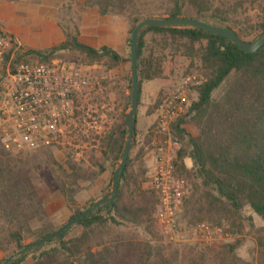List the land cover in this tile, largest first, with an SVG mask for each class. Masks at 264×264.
<instances>
[{"label":"trees","instance_id":"trees-1","mask_svg":"<svg viewBox=\"0 0 264 264\" xmlns=\"http://www.w3.org/2000/svg\"><path fill=\"white\" fill-rule=\"evenodd\" d=\"M216 1L172 0L164 14L159 16L145 8L148 7L146 0H84L77 4L82 12L94 8L102 16L127 18L130 23L127 48L130 52L133 29L140 21L150 18H194L230 28L243 39L230 24L226 1L220 0V4ZM247 1L264 3V0ZM187 5L196 11L198 18L185 14ZM256 28L259 35L254 40L264 32V16ZM148 33L159 36L158 44L163 50L171 47L189 58V71L197 68L196 73L203 79L201 85L192 89L193 97H196L187 114L172 125L173 136L182 143L175 160L176 172L185 176L190 184L184 204L185 215L183 219L180 215V220L193 224L209 221L217 226L229 224L233 236L242 235L246 223L255 227L253 217L246 216V208L264 221V45L254 53H246L231 40L202 29L185 25L146 26L138 42V107L142 82L161 78L164 73L162 63L165 56L163 53L156 56L153 50H147ZM68 50H78L89 64L104 63L107 67H114L122 61H131V54L125 59L108 46L95 48L84 44L80 24L74 26L73 32L65 31L62 43L31 53L40 62L50 63L59 53ZM21 59L22 56L16 57L12 69ZM195 60L199 62L198 66ZM128 80L132 89L131 66ZM222 85V93L216 96L215 92ZM129 100L131 102V95ZM128 109L103 140V159L114 160L118 165L128 137L125 125ZM136 123L137 112L134 140L126 167L120 173L116 198L102 204L59 236L29 249L8 264H24L29 258L34 264H239L235 249L242 243L241 239L213 254L197 252L194 246L182 250L168 246L161 241L158 229V236H153L158 196L156 192L141 187L147 172L142 160L144 153L141 152L134 161L132 159ZM186 159H190V167ZM136 161L138 167L132 168ZM30 163L7 150L0 135V253L12 251L0 264H5L25 248L29 238L40 240L58 229L46 222L42 198L31 178ZM69 168L72 183L77 184L85 171L72 163ZM103 171L104 166L100 165L91 176L97 177ZM83 210H76L72 217ZM35 221L41 227H34L32 223ZM74 227H80L79 232L68 236ZM120 227L141 228L152 236H121ZM256 235L259 236L257 261L264 264V227L256 228Z\"/></svg>","mask_w":264,"mask_h":264},{"label":"rangeland","instance_id":"rangeland-1","mask_svg":"<svg viewBox=\"0 0 264 264\" xmlns=\"http://www.w3.org/2000/svg\"><path fill=\"white\" fill-rule=\"evenodd\" d=\"M146 1L148 2V7L145 8L158 16L163 15L165 8L172 4V0ZM225 1L226 8L230 9L229 17L231 20V26L242 35L245 41H253L259 35V30L256 26L264 16V3L251 4L247 0ZM79 2L80 1L58 0L59 20L64 26L65 31L73 32L74 26L80 24L79 18L85 14V12H82L78 6L77 3ZM216 4H220V0H217ZM184 10L185 14L192 17L196 16L195 18H198L196 11L190 5H187ZM89 12L90 14H86L89 18V24H99L98 20L102 15L97 13V9L94 8H91ZM126 20L128 24H130L127 18ZM146 39L147 50H153L156 56H159L162 53L164 54L165 58L162 67L164 71L163 76L164 74L165 76L162 78H167L164 81L163 86L156 85L149 89L145 87L147 80L142 82V89L146 90L147 93V95L144 96V100L147 99L150 106L149 113H152L155 112V110L157 111L164 98V94L180 82L185 75L192 71L197 72V68H192L189 71L191 68V60L182 55L180 51L176 52L175 49L171 47L163 50L158 44L160 40L158 35L148 33ZM129 54L130 52L127 50L126 57L124 58H128ZM54 60H62L71 64L88 67L91 74L98 77L100 85L104 88L103 102L105 106L104 109L99 110V113H93V117L103 115V122H100L101 128L99 129L90 127L88 121H90L91 118H87V121L85 122L83 112L85 106L84 104L83 106L82 104H79L80 110L77 112L79 117L76 119L74 125L65 130L62 137L53 139L51 144L41 146L37 150L11 152L17 157L32 162L30 163L32 166L30 174L39 196L42 198L43 208L46 212V222L50 223L53 228H60L70 220L76 210L85 209L90 203L97 201L103 195L112 190L113 176L119 165L114 160L105 161L103 159V140L107 134L114 130L127 107L130 109L131 102L129 97L132 94V89H130L128 80L131 61H122L114 67H107L104 63L89 64L85 55L78 50L63 51L59 53L53 61ZM33 61L40 62L37 57L32 61L29 60V62ZM194 63L196 66L199 65L197 60H195ZM223 88L224 85L215 92V95L219 96L222 93ZM128 111L126 113H128ZM138 132L139 131L137 130V133ZM143 133L136 136V144L132 152V159L134 161L141 152L144 153L142 160L147 172L141 187L143 190L151 192L152 190L147 183L149 169L145 162L144 151V146L149 141L150 136H148V134L144 136ZM70 163L79 166L85 171L83 179L79 180L77 184L72 183V171L69 168ZM100 165L104 166V171L97 177H95V175L91 176V174L99 170ZM137 167L138 161L135 162V165L132 166V168ZM72 199L74 200L73 202L71 201ZM245 213L246 216L255 217V227L251 228L250 225L246 223L242 235H234L230 241L217 242L212 246L204 245L201 242L186 244L170 243L162 234L157 221L156 228L153 230V236H158L160 233L159 236H161V241L164 244L168 246H176L181 250L194 246L197 252L213 254L221 252L227 244H234L237 239H241L242 242L245 239H251L255 241L256 244V247L252 250V264H258L259 236L256 235V228H258L257 224L264 223V221L248 208H246ZM184 215L185 211L183 208L181 219H183ZM1 222L3 225L5 224L3 220H1ZM181 222L183 225H193V223H188L185 219ZM206 222L210 223L209 221ZM32 224L36 228L40 226V223L37 221ZM157 229L160 230L159 233L157 232ZM79 230L80 227H74L68 236L76 235ZM118 231L121 236H152L144 232L141 228L135 230L134 228L120 227L118 228ZM34 241H36V237H31L26 242L31 243ZM10 254H12V251L8 253H0V262ZM24 264H34V261L29 258ZM239 264H244V262L239 259Z\"/></svg>","mask_w":264,"mask_h":264},{"label":"built area","instance_id":"built-area-1","mask_svg":"<svg viewBox=\"0 0 264 264\" xmlns=\"http://www.w3.org/2000/svg\"><path fill=\"white\" fill-rule=\"evenodd\" d=\"M18 55L23 57L20 43L0 26V135L7 150H37L62 137L79 117V104L85 106V122L91 118L90 127L101 128L103 115L93 117V113L105 107L104 88L88 67L62 60L42 63L21 59L12 69ZM202 81L198 73H189L164 94L144 146L145 153L154 156L147 183L158 196L155 219L167 241L174 244L212 246L233 237L227 225L199 222L187 226L180 220L190 184L176 172L182 143L173 136L172 125L187 114L192 89Z\"/></svg>","mask_w":264,"mask_h":264},{"label":"crops","instance_id":"crops-1","mask_svg":"<svg viewBox=\"0 0 264 264\" xmlns=\"http://www.w3.org/2000/svg\"><path fill=\"white\" fill-rule=\"evenodd\" d=\"M74 1L84 2V0ZM57 3L58 0H0V26L20 43L24 61L29 62L37 57L31 51H43L65 40V28L59 20ZM90 10L81 17V41L95 48L108 46L122 57H126L129 37V24L126 18L121 15H106L102 16L104 18L99 17V24H89L87 15L90 14ZM166 79L161 77L147 81L145 87L149 89L156 85L163 86ZM145 95H147L146 90L141 89L136 123L139 131L137 135L144 132V136L148 134L151 137L156 124L157 111L149 113L150 106L147 99L144 100ZM153 158V154L145 153V162L149 171ZM188 161L190 159H186V164L190 167L191 161Z\"/></svg>","mask_w":264,"mask_h":264},{"label":"water","instance_id":"water-1","mask_svg":"<svg viewBox=\"0 0 264 264\" xmlns=\"http://www.w3.org/2000/svg\"><path fill=\"white\" fill-rule=\"evenodd\" d=\"M165 26V25H185L190 26L198 29H202L208 32H211L216 35L223 36L229 40H231L235 46L243 52L246 53H254L256 52L262 45H264V32L254 41H245L241 39L234 30L230 28L220 27L217 25L209 24L204 21L194 19V18H164V19H145L140 21L131 33V42H130V60H131V67H132V94H131V105L130 109L125 118V125L128 127V137L124 147V151L122 154L121 161L119 166L116 168V171L113 176V186L112 190L103 195L100 199L94 202L92 205L84 209L79 215L70 218L65 224H63L60 228L53 231L51 234L45 236L40 240H36L34 242L29 243L25 248L16 252L13 256H11L5 264H8L10 261L14 260L19 255L25 253L29 249L39 246L48 240H51L60 234H62L66 229L70 226L78 222L80 219L97 209L104 203L112 201L116 198L118 194L119 188V177L120 173L125 169L127 160L129 158L132 143L134 140L135 134V115L138 108L139 103V74H138V42H139V35L143 28L146 26Z\"/></svg>","mask_w":264,"mask_h":264},{"label":"clouds","instance_id":"clouds-1","mask_svg":"<svg viewBox=\"0 0 264 264\" xmlns=\"http://www.w3.org/2000/svg\"><path fill=\"white\" fill-rule=\"evenodd\" d=\"M255 222V217H253ZM257 227H264V223L257 224ZM256 247L255 241L251 239H245L235 249V255L244 262V264H252L253 256L252 250Z\"/></svg>","mask_w":264,"mask_h":264}]
</instances>
